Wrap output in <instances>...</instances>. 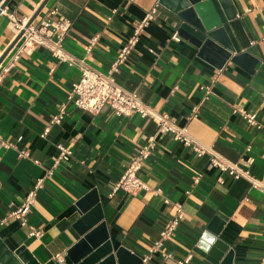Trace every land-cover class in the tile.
I'll return each mask as SVG.
<instances>
[{
    "label": "crops",
    "instance_id": "crops-1",
    "mask_svg": "<svg viewBox=\"0 0 264 264\" xmlns=\"http://www.w3.org/2000/svg\"><path fill=\"white\" fill-rule=\"evenodd\" d=\"M42 2L8 0L5 11L28 20L37 10L31 22L38 23L56 6L52 16L61 14L71 21L63 48L102 72L108 70L144 11L157 2L135 47L113 73L115 81L185 125L210 151L264 183V0H231L235 15L222 23L232 46L230 54L247 52L250 58L237 62L227 58L219 68L198 56L188 40L170 37L180 19L158 0H45L40 7ZM17 33L8 15L0 13V55ZM93 36L96 39L87 49ZM79 75L77 65L59 60L37 44L20 51L0 81V135L12 143L0 146V239L12 250L24 245L22 264H43L62 256L79 238L73 223L83 212L76 202L91 188L96 189L99 202L90 213L105 220L112 248H120L122 256L129 250L140 264H176L189 252L185 264H212L192 246L218 211L225 219L217 236L231 248L232 264H258L264 194L247 177H233L212 165L207 153L197 155L169 133L157 131L148 117L137 112L118 115L107 104L90 112L67 101ZM64 101L61 121L41 136ZM237 108L253 112L257 125L246 122ZM148 135H153L154 146L136 171L146 187L112 191ZM56 142L72 153L53 165ZM22 149L28 155H19ZM47 168L50 174L45 173ZM41 176L42 184L26 213L27 224H20L8 212ZM174 202L182 204L183 216L172 234L153 247ZM29 224L40 233L29 234ZM133 259L127 257L131 263Z\"/></svg>",
    "mask_w": 264,
    "mask_h": 264
},
{
    "label": "built area",
    "instance_id": "built-area-1",
    "mask_svg": "<svg viewBox=\"0 0 264 264\" xmlns=\"http://www.w3.org/2000/svg\"><path fill=\"white\" fill-rule=\"evenodd\" d=\"M2 1L3 0H0V5ZM156 5L157 2H154V4L147 8L137 20L131 34L121 45L106 72L90 67L82 59L74 57L63 48L62 39L67 34L71 21L61 14L53 17L52 15L57 12L56 6L52 7L38 23L30 22L29 24H26V18H17L14 13L6 12L5 7L0 8V13L5 12L18 31L23 29L20 36L22 38L21 43L12 53L10 58L0 66V81L3 73L13 66L20 51L31 49L37 44H42L50 49L52 54H54L59 60L75 64L80 69L78 79L72 82L70 90L67 93V101H72L74 105L90 112H98L104 104H107L113 112L118 115H130L133 112H137L140 116L148 117L156 123L157 131L169 133L173 139L189 146L197 155L207 153L209 162L212 165L216 166L221 171L227 172L233 177H247L250 184L258 188L260 192L264 194V183L251 177L246 169H241L236 166V164L229 162L213 151H210V149L200 144L190 135L185 125H179L175 123L167 113L158 112L151 108L139 98L136 91L126 89L115 81L113 73L119 69V65L127 59L132 49L135 47L140 32L153 17ZM170 37L177 40L179 35L176 31H173L170 34ZM95 39L96 36L91 38L87 49L90 48ZM148 51L153 54L156 53L153 48H148ZM67 101L62 102L59 110L51 115L49 123L46 124L40 132L41 136H44L50 130L52 124L61 121L63 114L65 113ZM237 109L241 112L246 122L257 125V120L255 119L253 112H248L240 108ZM10 145H12V143L1 138L0 135V146L7 147ZM55 145L58 149V154L54 159L53 165L59 160L69 159L72 153L71 148L62 142H56ZM153 146V135L146 136L144 143L136 148L135 153L114 182L112 191L122 188L125 191L132 192L136 189L146 187L145 183L136 175V171L141 166L142 161L150 154ZM19 155H28V151L23 149L19 150ZM34 161L38 162L37 159H34ZM45 173L50 174L51 168H47ZM42 181L43 176L38 177L32 187L26 192L20 204L16 208L9 210L8 215L18 218L20 224H27L26 213L29 211L36 195V189L41 186ZM166 200L167 199L165 198L164 201ZM182 216V204L180 202H174L173 213L164 221L162 227L159 229L158 237L154 240L153 247L159 246L162 240L172 234L178 226ZM40 231V229L34 228L29 224V234L38 235ZM190 255L191 254L188 252L182 259L177 260L176 264H185ZM55 259L61 261L62 256H57ZM144 259L145 258H142V260ZM258 264H264V237L262 241V254Z\"/></svg>",
    "mask_w": 264,
    "mask_h": 264
},
{
    "label": "water",
    "instance_id": "water-1",
    "mask_svg": "<svg viewBox=\"0 0 264 264\" xmlns=\"http://www.w3.org/2000/svg\"><path fill=\"white\" fill-rule=\"evenodd\" d=\"M7 1L3 0L0 8L5 7ZM44 2L45 0L40 7ZM158 2L180 19L175 28L176 33L196 46V54L216 68L221 67L227 58L237 62L248 56L247 52L230 54L232 46L222 23L235 15L236 10L231 0H158ZM36 12L30 16L26 24L32 21ZM22 32L23 29H20L6 46L0 55V61ZM98 202L95 188H91L78 198L76 203L83 214L75 220L73 226L79 233V238L66 249L61 261L51 258L43 264H140V260L135 261L133 257L136 255L129 250L127 256H122L120 248L113 250L105 220H99V217H94L90 213L91 208ZM224 219L223 214L215 211L192 246L193 251L212 264H232L231 248L217 236ZM23 247L24 245H20L13 250L9 249L0 239V264H22V261H25L22 257ZM129 256L134 260L132 263L127 260Z\"/></svg>",
    "mask_w": 264,
    "mask_h": 264
}]
</instances>
